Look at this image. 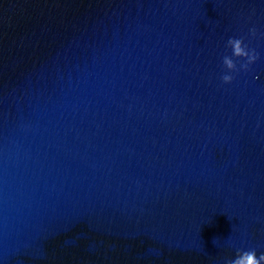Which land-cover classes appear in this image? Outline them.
Instances as JSON below:
<instances>
[{
  "label": "water",
  "instance_id": "water-1",
  "mask_svg": "<svg viewBox=\"0 0 264 264\" xmlns=\"http://www.w3.org/2000/svg\"><path fill=\"white\" fill-rule=\"evenodd\" d=\"M229 37L258 58L224 82ZM252 249L264 0H0V264H228Z\"/></svg>",
  "mask_w": 264,
  "mask_h": 264
},
{
  "label": "clouds",
  "instance_id": "clouds-1",
  "mask_svg": "<svg viewBox=\"0 0 264 264\" xmlns=\"http://www.w3.org/2000/svg\"><path fill=\"white\" fill-rule=\"evenodd\" d=\"M252 32L255 33V29H252ZM227 45L232 50V55H225L223 57V64L227 69L231 70L230 72L225 73L222 76L224 82H230L233 80V71H239L240 69H248L249 65L254 63L258 58V53L254 49H249L243 38L240 37H229L227 40ZM235 57H244L246 62L242 63L237 67ZM228 264H264V252L257 253L255 249L252 250H240L237 252L236 256L228 261Z\"/></svg>",
  "mask_w": 264,
  "mask_h": 264
}]
</instances>
